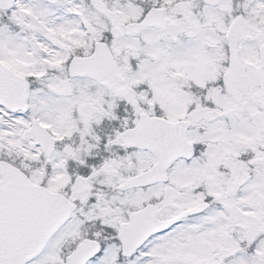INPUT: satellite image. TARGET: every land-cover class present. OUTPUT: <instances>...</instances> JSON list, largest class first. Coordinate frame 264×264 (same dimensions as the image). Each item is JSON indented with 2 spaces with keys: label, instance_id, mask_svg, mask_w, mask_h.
Wrapping results in <instances>:
<instances>
[{
  "label": "snow or ice",
  "instance_id": "6c2138e0",
  "mask_svg": "<svg viewBox=\"0 0 264 264\" xmlns=\"http://www.w3.org/2000/svg\"><path fill=\"white\" fill-rule=\"evenodd\" d=\"M0 264H264V0H0Z\"/></svg>",
  "mask_w": 264,
  "mask_h": 264
}]
</instances>
